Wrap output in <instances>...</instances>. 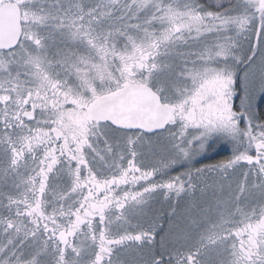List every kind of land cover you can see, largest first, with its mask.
Wrapping results in <instances>:
<instances>
[{
	"label": "snow or ice",
	"instance_id": "obj_1",
	"mask_svg": "<svg viewBox=\"0 0 264 264\" xmlns=\"http://www.w3.org/2000/svg\"><path fill=\"white\" fill-rule=\"evenodd\" d=\"M0 264H264V0H0Z\"/></svg>",
	"mask_w": 264,
	"mask_h": 264
},
{
	"label": "trees",
	"instance_id": "obj_2",
	"mask_svg": "<svg viewBox=\"0 0 264 264\" xmlns=\"http://www.w3.org/2000/svg\"><path fill=\"white\" fill-rule=\"evenodd\" d=\"M218 158H220V157H218Z\"/></svg>",
	"mask_w": 264,
	"mask_h": 264
}]
</instances>
